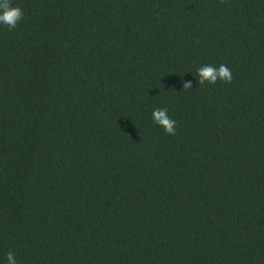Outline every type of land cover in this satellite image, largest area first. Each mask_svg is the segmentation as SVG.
Wrapping results in <instances>:
<instances>
[{"label": "trees", "instance_id": "obj_1", "mask_svg": "<svg viewBox=\"0 0 264 264\" xmlns=\"http://www.w3.org/2000/svg\"><path fill=\"white\" fill-rule=\"evenodd\" d=\"M11 4L0 264H264V0Z\"/></svg>", "mask_w": 264, "mask_h": 264}, {"label": "clouds", "instance_id": "obj_2", "mask_svg": "<svg viewBox=\"0 0 264 264\" xmlns=\"http://www.w3.org/2000/svg\"><path fill=\"white\" fill-rule=\"evenodd\" d=\"M223 2V0H221ZM24 19L23 10L19 6H12L11 0H0V25L6 26L9 30L15 29ZM200 85H215L217 82L231 84L233 80L231 70L224 64L218 68L212 65H203L197 69ZM184 90L191 89L192 83L183 84ZM154 123L160 126L170 136L176 135L177 122L168 115L167 108H156L151 113ZM7 264H17L16 256L9 252Z\"/></svg>", "mask_w": 264, "mask_h": 264}]
</instances>
